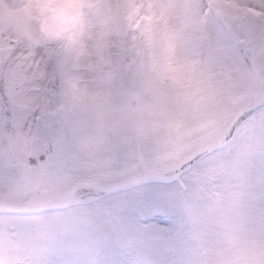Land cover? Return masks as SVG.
<instances>
[{"label":"rangeland","instance_id":"obj_1","mask_svg":"<svg viewBox=\"0 0 264 264\" xmlns=\"http://www.w3.org/2000/svg\"><path fill=\"white\" fill-rule=\"evenodd\" d=\"M229 18L259 27L264 0H138L126 34L106 54L104 68L116 74L101 112L110 138L92 156L79 140L93 134L98 109L70 97L72 113L49 115L66 73L62 54L46 50L55 68L46 90L19 94L12 119L0 114V173L31 175L38 156L69 170L103 161L127 173L111 186L172 169L221 141L240 113L264 103V46L254 71L228 55L237 31L217 34L218 63L193 51L212 21ZM75 74L95 92L91 73ZM53 179L56 191L34 192L24 206L71 190L70 177ZM0 264H264V111L175 182L127 188L0 232Z\"/></svg>","mask_w":264,"mask_h":264},{"label":"clouds","instance_id":"obj_2","mask_svg":"<svg viewBox=\"0 0 264 264\" xmlns=\"http://www.w3.org/2000/svg\"><path fill=\"white\" fill-rule=\"evenodd\" d=\"M138 0H0V60L17 47L45 49L62 54L60 96L47 106L50 116H66L84 99L97 107L93 134L79 140L80 151L95 155L109 145L110 131L101 112L110 99L114 71L107 70L106 54L114 41L126 34ZM84 68L96 83L90 93Z\"/></svg>","mask_w":264,"mask_h":264},{"label":"snow or ice","instance_id":"obj_3","mask_svg":"<svg viewBox=\"0 0 264 264\" xmlns=\"http://www.w3.org/2000/svg\"><path fill=\"white\" fill-rule=\"evenodd\" d=\"M208 7L201 5V10ZM264 20V18H262ZM227 25H231L229 28ZM239 34L233 40V49L228 55L242 65L247 71H254L258 67L256 62V50L264 46V23L259 27L253 25L243 27L239 20L227 19V21L215 20L210 24L209 38L199 44L193 51L210 63H218L223 58L224 52L216 38L220 32ZM54 64L45 49L27 50L17 47L6 58L0 60V114L3 118L12 119L14 116V99L21 93L36 95L51 83L54 75ZM256 111H264V106ZM38 113L34 114V118ZM51 151V146H49ZM34 170L31 175H19L5 170L0 173V232L8 233L22 226H31L42 216L62 211L50 207L42 212L21 211L24 205L32 199L34 192L48 194L56 191V176L70 177V195L76 200L80 199L85 192L92 189H101L109 184L118 182L126 172L109 170L100 161L97 164L84 163L79 168L69 170L67 167H57L45 163L41 156L31 162ZM41 172L44 175H41Z\"/></svg>","mask_w":264,"mask_h":264},{"label":"water","instance_id":"obj_4","mask_svg":"<svg viewBox=\"0 0 264 264\" xmlns=\"http://www.w3.org/2000/svg\"><path fill=\"white\" fill-rule=\"evenodd\" d=\"M262 106H264V103L259 104L253 108L247 109V110L243 111L242 113H240L238 115V117L235 119V121L232 123L230 131L225 138H223L221 141L215 143L214 145H211L208 148L200 150L197 153L190 156L184 162H182L181 164H179L178 166L175 167V172L173 175H171V176H154V177H151V176L137 177V178H134L132 180H128V181L117 183L115 185H111V186H108L105 188H101L102 191H104L106 194H111V193H114L117 191L124 190L126 188H131V187L140 186V185H144V184L172 183V182L177 181L179 179L180 174L183 171H185L188 167H190L192 164H194L196 161H198L199 159H201V158H203V157H205V156H207V155H209L215 151L222 149L226 144H228L231 141L233 134L236 131L237 127L239 125H241V123H243V121L246 118L261 112V111H256L255 114L249 115L250 113H253L254 110L259 109ZM70 192H71V190L67 194L64 195L65 197H67V201H69L71 198ZM52 205H55V206H52ZM50 207H54V208H58V209L63 210V209L68 208L69 205L58 206V201H54V202H46L43 204H39L37 206H24L20 210L21 211H30V212H42L45 209L50 208Z\"/></svg>","mask_w":264,"mask_h":264},{"label":"bare ground","instance_id":"obj_5","mask_svg":"<svg viewBox=\"0 0 264 264\" xmlns=\"http://www.w3.org/2000/svg\"><path fill=\"white\" fill-rule=\"evenodd\" d=\"M174 172H175V167L169 170L152 173V174H149L148 176H151V177L171 176L174 174ZM106 195L107 194L104 191H102V189H92L91 191L85 192L82 195V197L78 200H76L73 196H71L70 200L67 201V197L63 195L59 200H56V201H58V206H65V205L71 206V205L81 204V203H85V202L92 201V200H97ZM52 206H55V205H52Z\"/></svg>","mask_w":264,"mask_h":264}]
</instances>
